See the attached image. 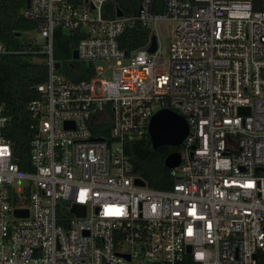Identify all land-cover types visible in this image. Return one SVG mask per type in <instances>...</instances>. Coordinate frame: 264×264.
<instances>
[{"label":"built area","instance_id":"1","mask_svg":"<svg viewBox=\"0 0 264 264\" xmlns=\"http://www.w3.org/2000/svg\"><path fill=\"white\" fill-rule=\"evenodd\" d=\"M106 1L28 0L32 36L15 50L0 41V58L42 54L47 67L26 105L31 171L15 159L0 101V264H259L264 0H161L158 11L143 0L136 15L114 17ZM161 22L174 23L166 50ZM135 23L148 38L127 52L119 38ZM56 28L76 35L77 58L64 61L89 77L68 78L54 59ZM164 109L188 130L172 186L158 190L136 183L125 145Z\"/></svg>","mask_w":264,"mask_h":264},{"label":"trees","instance_id":"2","mask_svg":"<svg viewBox=\"0 0 264 264\" xmlns=\"http://www.w3.org/2000/svg\"><path fill=\"white\" fill-rule=\"evenodd\" d=\"M143 0H107L103 6L105 17H114L116 8L124 16L136 15ZM154 10L161 9V0H153ZM26 0H0V41L9 49L24 47L22 34L36 27V22L26 19L22 10ZM148 38V29L135 23L128 26L119 38L120 47L130 52L144 45ZM76 35L56 28L53 34V57L62 61L71 58L75 48ZM41 59L42 54L37 55ZM77 69V73L71 68ZM65 66L67 77L76 80L91 75V70L83 63L72 61ZM47 77V67L42 61L34 60L32 53H9L0 58V101L5 105V112L10 117L6 135L12 142L15 159L21 170L31 171L29 164L30 140L33 130L30 128L31 117L26 109L27 103L38 96L35 86ZM179 146L164 145L157 149L151 147L148 134L125 145V153L133 165V171L146 185L158 190L170 189L173 180L170 169L164 165V158ZM180 264H197L187 257ZM264 264V258L259 260Z\"/></svg>","mask_w":264,"mask_h":264},{"label":"water","instance_id":"3","mask_svg":"<svg viewBox=\"0 0 264 264\" xmlns=\"http://www.w3.org/2000/svg\"><path fill=\"white\" fill-rule=\"evenodd\" d=\"M28 6V0H26ZM115 14L122 16L123 13L119 8H116ZM155 48V37H152L148 50L152 52ZM72 58H77L76 50L72 51ZM56 67H59V62H56ZM188 130L185 119L170 109L160 110L155 113L149 120L147 134L153 149H157L164 145L177 146L184 139ZM179 162L177 151L170 152L164 158V165L168 168L174 167ZM137 184L143 185L144 181L137 179ZM71 212L77 216L84 215V206L81 204H73ZM17 214H27V211H16Z\"/></svg>","mask_w":264,"mask_h":264},{"label":"rangeland","instance_id":"4","mask_svg":"<svg viewBox=\"0 0 264 264\" xmlns=\"http://www.w3.org/2000/svg\"><path fill=\"white\" fill-rule=\"evenodd\" d=\"M173 26H174L173 22H168V23L161 22L159 24V27L161 29V38H162L161 40H162V45H163V49L164 50L167 49V44L169 42V36H170V33H171V30H172ZM32 34H33V32H31V31L25 32V33L22 34V37L24 39H28V37H31ZM40 61H42V60L40 59ZM62 62H63V65L65 66L66 62L64 60Z\"/></svg>","mask_w":264,"mask_h":264}]
</instances>
